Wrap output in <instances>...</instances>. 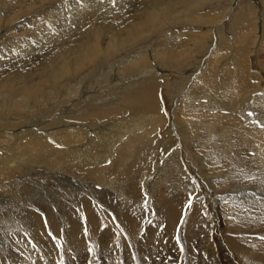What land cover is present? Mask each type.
Returning <instances> with one entry per match:
<instances>
[{
    "label": "bare ground",
    "instance_id": "bare-ground-1",
    "mask_svg": "<svg viewBox=\"0 0 264 264\" xmlns=\"http://www.w3.org/2000/svg\"><path fill=\"white\" fill-rule=\"evenodd\" d=\"M52 1L58 4L55 8L61 6V11L48 9L37 16V21L20 26L17 23L8 33L0 31V39L4 38L0 41V65L6 58L9 62L0 68V172L8 169L21 172L20 167H26L36 169L34 176L43 169L55 175L52 178L60 180L62 185L93 184L79 179L84 177L107 186L109 195L108 189L115 183L112 177L107 179L111 173L118 175L122 169L128 174L130 169L124 168L126 165L134 167L142 152L155 151L158 141L155 142L153 132L158 124L165 127V142L179 143L181 149L187 143L195 156L202 153L198 146L199 132H208L207 143L212 144V152L209 151L216 153L212 137L217 132L216 121L211 120L219 117V110L234 112L233 102L240 105L242 94L251 92L259 82L264 85L261 73L254 66L260 63L256 54L260 49L264 51V27L260 29L262 42L255 41V25L264 18L263 0H257L258 12L255 6H250L252 20L246 28L235 29L230 43L225 37L217 42L215 54L204 61L193 85L185 82V91L179 97L173 95L170 104V87L181 89L186 76L160 71L166 64L178 70L188 63L193 69L201 39L219 32L215 22L228 19L229 7L217 18L221 10H216L217 17L215 10L201 11L212 0H0V24L14 22ZM181 22L197 26L165 30ZM154 37L158 39L154 47L147 45ZM230 45L234 47L229 48ZM122 54L125 59L117 60ZM93 66L103 68L101 77L90 87L81 84L77 87L79 75ZM126 81L129 85L124 84ZM47 87L51 89L46 91ZM256 98L264 109V89ZM168 113L182 123V140L180 136L173 139L174 122L171 123ZM257 119L259 123L242 130L251 136L250 143L264 162V121ZM53 153L65 157L64 162L56 163ZM70 156L75 157L74 162ZM204 174L210 176L205 170ZM208 180L216 182V177H207L206 184ZM21 181L1 185L0 201L12 188L20 186ZM213 188L217 189L216 185ZM208 201L212 206L213 199L210 197ZM171 207L175 209L174 205ZM24 215L27 220L32 214L25 211ZM62 215L77 225L70 213ZM212 216L208 219L231 221L229 215L224 220L216 211ZM32 223L38 227L40 221Z\"/></svg>",
    "mask_w": 264,
    "mask_h": 264
},
{
    "label": "rangeland",
    "instance_id": "rangeland-1",
    "mask_svg": "<svg viewBox=\"0 0 264 264\" xmlns=\"http://www.w3.org/2000/svg\"><path fill=\"white\" fill-rule=\"evenodd\" d=\"M57 5L56 1H52L43 7L39 6L14 22L12 20L6 25L0 24V31L8 33L17 23L20 26L28 21H37V16L46 13L48 9L61 11V6L55 8ZM204 5L201 11L215 10L213 12L217 18L222 16L223 9L229 7V16L228 19L225 17L215 22L219 32H211L209 38L201 39L198 60L193 66L196 70L184 63L178 70L166 64L160 71L173 76H186L184 83L190 82L191 86L196 75L203 69L204 61L215 54L217 42L225 37L230 43L235 29L246 28L247 22L252 20L250 6H255L257 12L260 9L257 0H212ZM216 10H221L217 16ZM262 19V22L257 21L255 25V41L258 44L262 42ZM195 26L197 24L181 22L165 30ZM157 40L154 37L147 45L154 47ZM123 55L118 56L117 60H124ZM256 56L260 63L254 65L255 70L264 79V67L261 64L264 63V51L260 49ZM6 64H9L7 58L2 61L0 68ZM102 70L101 67L93 66L82 72L77 87H90V84L96 83ZM184 83L179 90L170 87L169 104V100L173 101V95L180 96L185 91L187 86ZM124 84L129 85L127 81ZM50 89L47 87L46 91ZM193 89L196 90V87ZM263 89V83L259 82L251 92L240 96V105L233 102L237 111L219 110V117L211 120L216 121L217 132L212 135L216 153H211L212 144L207 143L208 132H199L201 144L198 146L202 153L195 156L187 143L182 150L179 143L174 144L172 140L165 142V127L158 124V130L153 132L155 142L158 141L155 151L152 154L142 152L136 158L134 167L126 165L124 168L130 169L128 174L122 169L118 175L111 173L112 176L107 179L112 177L115 183L108 189L109 195L107 186L84 177L79 179L93 184L81 187L62 185L60 180L52 178L55 175L42 171V168L34 176L32 173L36 169L26 167H20L21 172L14 169L1 171L0 192L1 185L5 187L8 183L20 180L22 184L12 188L0 201V264H264V162L259 160L256 153L258 149L250 143L251 136L242 130V127L252 128L259 123L258 117L264 121V109L255 99ZM239 108H242V112ZM168 116L171 123L174 122L171 129L174 130L173 139L178 140L179 136L181 139L182 123L176 120L174 114L172 116L168 113ZM234 118L238 120L233 121ZM52 155L56 163L64 162L65 157L61 154ZM70 158L71 162L75 161L74 156ZM211 167H214L213 171ZM204 170L210 176L205 175ZM144 172L146 175L143 176ZM211 176L216 177V182L208 180L206 184L207 177ZM63 181L69 182L67 179ZM214 185L217 189H212ZM210 197L213 199L212 206H209ZM173 205L174 210L171 207ZM28 210L32 215L26 220L24 212ZM213 211L221 214L223 219L229 215L234 224L231 221L224 223L208 219ZM66 212L70 213V218L77 225H72L68 217L62 215ZM31 221L40 223L36 227ZM238 222L240 226L237 227Z\"/></svg>",
    "mask_w": 264,
    "mask_h": 264
}]
</instances>
